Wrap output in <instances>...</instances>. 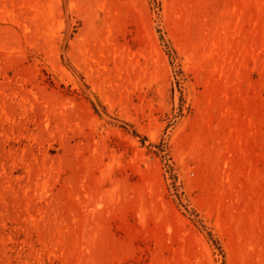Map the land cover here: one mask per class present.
<instances>
[{
	"label": "rangeland",
	"instance_id": "obj_1",
	"mask_svg": "<svg viewBox=\"0 0 264 264\" xmlns=\"http://www.w3.org/2000/svg\"><path fill=\"white\" fill-rule=\"evenodd\" d=\"M0 264H264V0H0Z\"/></svg>",
	"mask_w": 264,
	"mask_h": 264
}]
</instances>
